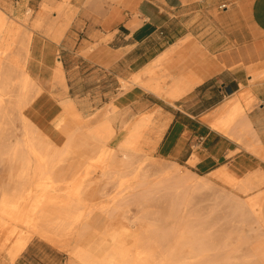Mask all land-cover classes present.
<instances>
[{"label":"crops","instance_id":"crops-1","mask_svg":"<svg viewBox=\"0 0 264 264\" xmlns=\"http://www.w3.org/2000/svg\"><path fill=\"white\" fill-rule=\"evenodd\" d=\"M58 5L61 18L52 12ZM4 8L11 19L38 14L14 22L19 41L29 34L27 56L16 53L41 87L21 114L53 145L65 143L52 126L70 99L83 119L107 117L112 142L143 122L140 147L154 159L214 183L223 173L250 177L252 193L264 192V75L252 81L264 72V0H17ZM38 16L43 22L33 25ZM58 61L65 90L52 80ZM174 78L190 85L179 97L168 96ZM155 82L162 93L149 88ZM233 98L248 128H213ZM30 248L36 264H66L45 241Z\"/></svg>","mask_w":264,"mask_h":264},{"label":"bare ground","instance_id":"bare-ground-1","mask_svg":"<svg viewBox=\"0 0 264 264\" xmlns=\"http://www.w3.org/2000/svg\"><path fill=\"white\" fill-rule=\"evenodd\" d=\"M54 10L57 17L64 16L62 5ZM7 11L10 13L11 8ZM30 12L15 20L0 10V161L17 165L20 178L26 179L14 195H4L0 205V249L11 238L14 241L4 253L5 261L14 264L29 240L38 237L66 252L68 264H264V192L252 193L257 189L255 181L250 177L237 180L225 173L217 176L227 190L218 191L214 206L226 205L236 224L235 237L230 233L217 237L194 208L199 195L209 191L214 182L144 153L140 147L143 122L126 128L121 140L111 147L116 129L106 116L91 122L76 113L70 99L61 101L63 113L58 121L65 115L82 122L80 136L97 153L99 182L103 188L110 186L114 193L124 195L118 204L113 202L112 211H123L116 229L101 225L111 214L109 205L96 210L83 205L82 178L65 180L54 175L55 165L73 148L74 134L65 132V143L56 147L21 114L41 92L25 70V59L16 53L20 50L27 56L29 34L19 41L21 30L14 27V22H26ZM43 20L38 16L33 25H41ZM252 75L262 79L264 72ZM52 80L66 89L59 61ZM189 86L183 78H174L168 96L179 97ZM149 88L158 94L163 92L159 82ZM211 126L223 132L248 128L245 108L238 99L229 100L221 118ZM58 184L66 185L62 193L55 190ZM160 191L169 198L167 209H146L144 201ZM235 192L250 193L243 200ZM31 196L33 201L25 207V199ZM129 201L135 203V212L129 210ZM18 225L23 227L20 232ZM233 237L237 246L231 248ZM242 245L248 248L243 250Z\"/></svg>","mask_w":264,"mask_h":264},{"label":"rangeland","instance_id":"rangeland-1","mask_svg":"<svg viewBox=\"0 0 264 264\" xmlns=\"http://www.w3.org/2000/svg\"><path fill=\"white\" fill-rule=\"evenodd\" d=\"M17 0H0V10L5 12V5L14 6ZM41 9L44 11L49 12L47 18H52L51 10H49L45 4L41 5ZM43 11V12H44ZM52 12H56L52 9ZM36 16L38 14H35ZM34 11L32 10L26 17V23L32 21V16L34 17ZM35 16V17H36ZM16 20V16L12 17ZM33 22V21H32ZM256 79L253 77L252 81ZM27 116V113H25ZM82 122L74 121L69 116H63V119L59 122L58 120L56 123H53L52 126V134L55 133L56 135L52 137H57L58 135L61 137L62 140L66 139L65 132H70L74 134V144L73 148L70 151L68 156H63L61 161H59L54 168V175L61 176L65 180L71 179L72 176H79L82 178V195L81 200L85 207L90 208L91 210H96L103 205H109L111 207V214L108 216L107 219H103L101 221V225L109 230L116 229L121 220V214H123L122 210L119 209L117 211L113 210V202L118 204L120 199L124 196L119 192H113L110 186L103 188V184L99 182V171L96 169L97 165L95 164V159L97 157V153L92 149L91 145L85 143L80 136V127ZM15 127L20 129L19 123L15 124ZM41 130H47L48 127L45 125H39ZM50 130V129H48ZM82 130V129H81ZM43 132V131H42ZM41 133V132H40ZM42 134V133H41ZM20 136L21 134L18 132L16 134ZM121 135L115 142H112L110 145L113 147L119 140L122 138ZM47 138V137H46ZM52 144V143H51ZM64 143H60L59 145H54L56 147H61ZM53 145V144H52ZM21 172L17 165H13L5 160L0 161V205L3 200L4 195L12 196L14 195L20 186H23L25 180L20 178ZM28 178V177H26ZM66 188L65 184H58L55 190L58 193H62ZM224 185L222 183H214L212 188L209 191H206L199 195L198 202L195 204L194 208L197 209L198 216L203 218L207 223V228L210 229L211 232L217 237H220L224 234H231L234 235V227L235 222L228 212V207L224 204H219V206H214L216 195L220 189H224ZM227 190V189H224ZM237 197L240 199H247L248 193L244 194L241 192H235ZM168 196L165 195V192L160 191L154 194L152 197L148 198L144 201V207L149 209L152 212H162L163 210L167 209L168 207ZM33 201V196L28 197L25 199V207L30 206L31 202ZM130 202L129 210L135 212V203L133 201ZM263 203V202H262ZM216 205V204H215ZM52 208H50L51 210ZM94 214V213H93ZM96 217V214L92 215V218ZM261 216L264 219V206L261 205ZM181 223L183 222L184 215L183 213L180 215ZM105 218V217H104ZM18 230H23L22 226L18 225ZM247 229H244L245 234L247 233ZM235 237V235H234ZM232 238L231 248L237 246L236 238ZM15 239V238H14ZM34 240H41L38 237H33L29 240L26 247L20 252L18 257L15 259L14 264H36L35 261L38 262V258L36 257L37 252L34 248H30V250H26L29 244ZM2 239L0 238V242ZM13 238H11L10 242L6 243L4 249H0V264H9L5 261V252L11 247ZM43 241V240H42ZM50 245V244H48ZM52 246V245H51ZM53 247V246H52ZM58 252V257L65 262L66 264L69 263V256L66 252L58 249L57 247H53ZM243 250H246L247 246H241Z\"/></svg>","mask_w":264,"mask_h":264},{"label":"built area","instance_id":"built-area-1","mask_svg":"<svg viewBox=\"0 0 264 264\" xmlns=\"http://www.w3.org/2000/svg\"><path fill=\"white\" fill-rule=\"evenodd\" d=\"M221 8H224V6H222Z\"/></svg>","mask_w":264,"mask_h":264}]
</instances>
